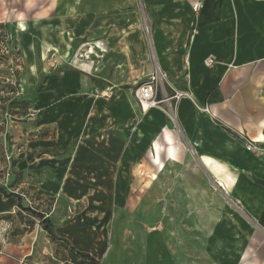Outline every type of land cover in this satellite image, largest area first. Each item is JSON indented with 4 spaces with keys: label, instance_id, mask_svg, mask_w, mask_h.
Wrapping results in <instances>:
<instances>
[{
    "label": "crops",
    "instance_id": "obj_1",
    "mask_svg": "<svg viewBox=\"0 0 264 264\" xmlns=\"http://www.w3.org/2000/svg\"><path fill=\"white\" fill-rule=\"evenodd\" d=\"M193 1L0 0V6H6V11L0 12V26L10 29L14 26L11 22L16 21L19 32H29L33 28L30 23L20 21L19 15L14 16L15 9L10 6L16 3H35L39 9L38 15L28 16V19L38 18L41 21L39 54H36L34 44L27 46L25 53L32 58L26 66L28 86L31 89L27 96H36L35 105L43 108L35 119H29L34 120V126L30 130L24 131L22 123H13L17 129L20 126L21 129L13 135L14 138L10 140L13 144L9 142V149L11 145L16 147L20 142L24 143V150L16 158L17 164L14 167L18 169L19 179L16 185H24L28 176L34 175L30 178L37 182L35 192L39 197L38 201L43 204L48 198L56 201L55 210L47 213L53 221L55 232L78 251L89 253L98 263L96 251L89 247L80 248L74 243L77 233L71 232V226L78 224L83 236L95 234L99 237L100 234L87 227L93 224L92 217L86 214L81 216V220H72L71 216L63 214L65 221L58 227L53 214L65 203L64 189L70 185L83 194L90 191L117 192L115 205L122 213V207L129 199L124 197L125 191H130L137 185L136 167L131 164L136 157L135 151H128L121 159L119 157L112 178L104 177L105 170L98 168L94 174L97 178L92 184L79 179L75 170H70L69 175H64L62 170L50 173L38 170L37 167L40 168L41 165L38 163L40 159H36V153L40 149H66L78 140L84 145L87 138L91 139L98 133L102 127L101 115L106 109L102 108L97 98L101 92L112 89L114 94L121 96L123 92L131 91L154 71L157 61L168 74L164 81L167 92H192L200 105L210 104L215 115L232 126L247 130L253 139L264 142V0H204V7L197 12L193 8ZM139 7L146 11L150 21L151 46L143 35ZM80 18L83 23L81 30ZM81 49L87 52L77 56ZM114 53L124 58L123 63L116 68L112 66ZM152 55H155L156 60ZM210 58L215 60L212 66L207 65ZM88 65L89 69L83 68ZM39 66L42 75L49 76L44 81H40ZM120 71L127 72L122 80L117 75ZM221 96L226 99L225 109L218 105V98ZM106 101L102 103H107L108 109H111L112 103ZM2 103L0 98L1 106ZM169 105L168 102H163L148 114L142 111L139 102L141 118L120 119L114 124L115 120L110 116L111 125L120 131L124 130L122 137L129 139L131 143L135 142L133 146L144 144L145 147L146 141L150 145V128L153 127L159 135L162 133L160 130L163 131L168 121L164 111L170 109ZM6 106L8 112V104ZM4 110L6 108H0V112L3 113ZM195 110L190 100L182 99L179 102L175 122L180 135L165 132L169 140H174V147L165 139L164 149L157 153L151 161L152 165L161 173L162 178L164 172L171 168L169 164L177 167L183 161L191 162L179 143L182 138V143L191 151V158L210 169L213 178L218 177V183L224 185L226 194L233 202L236 200L242 205L251 221L250 226L245 228L243 238L230 215H227L226 224H217L219 232L228 231V240L223 241L218 234L213 235L210 253L219 255L215 264H264V161L246 154V149L235 139V135L225 131L220 126L222 124L213 123L208 116L198 115ZM8 133L11 135V132ZM117 136L118 134L114 135ZM144 147L143 149L146 148ZM178 151L181 160L175 158ZM152 165L146 166V176L152 174ZM229 165L241 167L242 182L248 183L242 193L228 191L226 184L230 181L219 176V170ZM192 172L195 176L196 173ZM69 176L73 177L71 181H63ZM152 180L146 181L147 184L152 183ZM177 180L179 192L180 187L186 185V180L181 176ZM20 195L23 201V193ZM183 198L185 200V194ZM6 199L11 204L17 200L14 197ZM80 199L82 202L90 200L88 194L80 196ZM153 203V198L147 203L150 204V209L147 208L149 219ZM122 216L115 213V216H102L100 219L102 222L105 220L104 223H118L122 222ZM97 231L103 232V227ZM151 237L157 240L158 235L154 233ZM99 240L101 247L107 242L112 246L113 240L106 237ZM156 247L152 243L145 250L150 254L149 259L147 258L149 264H159ZM9 249L11 248L7 245L6 250ZM101 258L100 264H125L122 252L119 253L112 247ZM0 264L23 262L20 258H13L9 250L0 256Z\"/></svg>",
    "mask_w": 264,
    "mask_h": 264
},
{
    "label": "rangeland",
    "instance_id": "obj_2",
    "mask_svg": "<svg viewBox=\"0 0 264 264\" xmlns=\"http://www.w3.org/2000/svg\"><path fill=\"white\" fill-rule=\"evenodd\" d=\"M33 6L35 10L32 9ZM5 7V5H1L0 12L6 11ZM10 7L15 9V17L19 15L20 21H24L27 24L30 23V25H33V28L29 32H19L16 21L11 22L14 26L10 29L4 25L0 28V93H2L1 97H18L20 101L26 100L31 102L27 112L32 113L34 116L11 115L9 109L7 112V102H3V106L0 105L1 109L6 108V111L0 112V185L6 186L10 192L23 193V203L26 207L41 210L49 214L55 210L54 204L56 201L52 198L45 200V204L38 201L39 197L37 198L35 192L37 182L35 179L30 178L34 175H29L22 186L16 185V183L10 185L15 179L17 181L19 179L17 176L18 169L11 167V162L16 160L24 150V143L21 142L16 147L11 145L9 150L10 140L14 138L15 132L21 129V126L17 129L13 123L17 125L22 123L24 131L30 130L34 126V120L29 121V119H35L43 108V106L35 105L36 96H27L31 89L28 86L26 66L30 64L32 58L25 53L27 46L33 44L35 45L37 55L40 51L41 42L39 34L41 21L38 18L28 19V16L38 15L39 9L35 3H16ZM139 9V18L143 25V35L146 38L147 44L151 46L149 32H147V27L150 28V21L148 20L146 11L140 7ZM24 12L27 13V18ZM35 20L40 22H36ZM79 23L81 30L83 24L81 18ZM12 32L15 35L14 39L12 38ZM84 39L87 40L86 37ZM6 46H9L11 49L9 55L3 52ZM86 52L84 49H81L77 56ZM123 60L122 56L114 53L113 68L123 63ZM88 67L89 65L83 68L89 69ZM12 71L16 74L12 73ZM38 72L41 75L40 81H44L45 78L49 77L48 75H42L41 66L38 67ZM126 73V71H120L117 75L122 80L126 76ZM8 79L16 82V85L13 82H8ZM7 85H10L14 92L12 89H3ZM139 86V84L135 85L131 91L123 92L121 96L120 94H114V92L110 97L102 95L103 92L97 95L102 108H106L101 115L102 127L91 139L87 138L86 144L83 145L80 142L81 140H78L66 149L57 151L54 149H40L36 153V159H40L38 163L41 165L40 168L37 167L38 170L41 169L40 171H47L48 173L62 170L64 171V175L65 173L69 175L70 170H75L79 175V179L92 184L95 182L94 179L97 178L94 174L98 168L102 167L105 170L104 177L112 178L113 169L117 166L119 157L121 159L122 156L127 155L128 151H135L136 157L133 163L131 161V164L136 167L137 185L136 188L125 191L126 196L124 195V197L129 199L127 200L128 203L122 207L123 212L120 213L121 211L115 205L117 192L102 191L100 193L90 191L86 193L90 200L85 199L82 202L83 200L80 199V196L86 194L76 191L73 185H70L64 189L65 203L63 202L59 206V209L57 208L54 212V219L58 227H61L65 221L64 216L66 214L71 216L72 220H81L82 215H90L93 224H89L87 227H90L94 233L100 234L99 237H96L95 234L83 236L80 234L78 224L71 226V232L78 235L74 243L81 246L80 248L87 249L89 247L95 250V256L99 258L100 263L102 254L112 247V249L119 253L122 252L125 264H149L150 262L147 261V258L149 259L148 256L150 254L146 253L145 250L153 243L157 246V260L159 264L169 262L170 264H215L216 258L219 255L218 253H210L212 242L214 241L213 235L218 234L223 241L228 240V231L219 232L217 224H226L227 215H230L236 229L243 238L246 233L245 228L246 226H250L251 221H249L242 205L236 200L233 202V199L226 194L227 191L218 185V177L213 178L210 169L201 162L191 158V151L182 143V138L179 139V143L182 144L191 162L183 161L177 167L174 164H169L171 168L164 172L162 178L161 173L158 170L156 171L155 166L152 165L151 161L154 160L157 153L159 154L164 149L165 139L174 147V140H169L165 136L166 133L174 132L173 134L180 135L175 122L177 120L176 109L179 103L172 101L169 105L170 109L164 111L168 121L163 131L160 130L162 132L160 135L153 127L150 128V145L146 141V148L144 144L133 146L135 142L131 143L129 139L126 140L122 137L121 133L124 134V130L120 131L117 127L111 125V118L115 120L114 124L116 120L120 119L141 118L142 111L139 109V101L135 95ZM169 93L159 91L161 99H163L164 94ZM106 100L112 103L111 109H108L107 103H102ZM218 100V105L225 109L226 99H223L221 96ZM205 106L210 107L211 105L206 104ZM194 107L198 115H202V117L208 116L213 123L216 122V125L222 124L233 131L245 132L251 137L247 130H241L232 126L225 119L215 115L211 107V114L214 117L206 115L196 105ZM19 111L21 110L16 109L15 112ZM8 131L11 132V135ZM116 134L118 136L114 137ZM235 137L236 140H239L238 135ZM11 144L13 143L11 142ZM245 153L251 155L247 152ZM9 156L10 158H8ZM164 158V155H162V160ZM175 158H178V160L181 158L179 151L176 152ZM149 165L153 167L152 177L150 174L146 176L145 173L146 166L149 167ZM164 166L166 165L164 164ZM147 171L149 172V168ZM192 171L196 173L195 176H193ZM241 172L240 166L233 165L219 170V176L230 181L226 184L228 191L242 193L243 189L248 187V183L243 184L242 182ZM178 176L186 180V185L180 187L179 192ZM72 179L73 177L69 176V178L62 180L71 181ZM151 179H153V184L150 182L148 185L146 181H151ZM184 194L186 196L185 200H183ZM152 198L154 201V205L152 204L153 212L150 214L149 219L147 208L149 207L150 209V204L148 205L147 203H150ZM14 201L16 202L11 204V201L4 199L0 194V256L5 255L10 250V255L13 258L22 259L23 264H75L70 259L69 250L60 242H52L48 233L42 229L39 221L28 212H21L17 206L18 201ZM84 203H86L85 206H83ZM115 213L123 215L120 218L122 222L104 223L105 220L102 222L100 219L102 216L104 218L109 215L115 216ZM100 227H103V232L99 233L97 229ZM154 233L158 235L157 240L151 237ZM103 237L110 239V241L113 240L111 247L108 242L101 247L102 244L99 238L103 239ZM7 245L11 249L6 250Z\"/></svg>",
    "mask_w": 264,
    "mask_h": 264
},
{
    "label": "built area",
    "instance_id": "obj_3",
    "mask_svg": "<svg viewBox=\"0 0 264 264\" xmlns=\"http://www.w3.org/2000/svg\"><path fill=\"white\" fill-rule=\"evenodd\" d=\"M193 4H194L193 5L194 10L197 12V11H200L204 7L205 3H204V0H194ZM147 32H149V27H147ZM3 52L9 55L11 52V49L9 48V46H6ZM153 58L155 59V55H153ZM214 63H215V60L213 58H210L207 60V65L209 66L214 65ZM12 73H14V71H12ZM167 76H168L167 72L164 69H161L157 61H155L154 71L151 74H149L143 82L139 84L140 86L138 87L135 93L136 98L140 102L143 109H144L145 102L148 103L150 105L149 108L152 109V108L161 106L163 102H168L170 104L172 101H175L179 103L182 99H188L194 105H196V107L200 111H202L206 115L214 117V115L211 114L210 107L205 106V105H200L198 101L195 99L193 93L190 91L179 90L177 92H174L173 95L164 94L163 99L158 100L157 96L159 95V91L160 90L162 92L166 91L164 81L166 80ZM8 82H13V81H10L8 79ZM13 83L14 85H16L15 84L16 82H13ZM102 95L110 97L113 95V90L109 89L106 92H103ZM33 116L34 115L32 113L28 114V117H33ZM231 131L233 130L231 129ZM233 132H235L236 136L238 135V139L240 143L242 144V146H244V148L246 149L248 153L256 156L259 160L264 161V143L263 142L256 141V139H253L245 132H237V131H233ZM8 158H10V156Z\"/></svg>",
    "mask_w": 264,
    "mask_h": 264
},
{
    "label": "trees",
    "instance_id": "obj_4",
    "mask_svg": "<svg viewBox=\"0 0 264 264\" xmlns=\"http://www.w3.org/2000/svg\"><path fill=\"white\" fill-rule=\"evenodd\" d=\"M2 26H0L1 28ZM5 90H8V89H12V87L10 85H7V86H4ZM13 91V89H12ZM14 92V91H13ZM215 92V91H214ZM214 92L212 94H214ZM169 93V92H168ZM170 95H173L174 93H169ZM211 94V96H212ZM0 98H1V101L2 102H7L8 103V106H9V113L11 115H22V116H27L29 113L27 112L30 108V104L31 102L29 101H20L18 100V97H9V98H5V97H1L0 95ZM157 99L158 100H161V95L159 94L157 96ZM17 110H21L19 112H15ZM225 131H229L231 134L235 135V132L231 131V129H227L225 127H223L222 125H220ZM10 150V149H9ZM17 164V161L16 160H13L11 162V167H15ZM17 180L15 179L10 185H13L16 182ZM0 194L4 196V198H11V197H14L17 199L18 201V208L19 210L22 212H28L32 217H34L35 219H37L42 227V229L48 233L49 235V238L52 242H60L62 243L68 250H69V253H70V259L73 263L75 264H100L98 263V261L93 258L89 253L86 254V253H83V252H80L78 251L76 248H74L72 246V244L66 240V239H63L61 237L58 236V234L55 232V227H54V224H53V221L51 219L50 216H48L47 213L43 212V211H40V210H34L33 208L31 207H26L22 201V197L20 194L16 193L15 191H12L10 192L8 190V188L5 186H1L0 185Z\"/></svg>",
    "mask_w": 264,
    "mask_h": 264
},
{
    "label": "bare ground",
    "instance_id": "obj_5",
    "mask_svg": "<svg viewBox=\"0 0 264 264\" xmlns=\"http://www.w3.org/2000/svg\"><path fill=\"white\" fill-rule=\"evenodd\" d=\"M150 107V105L148 104V103H144V109H143V107H142V111L144 112V113H148L149 114V112L151 111V109L149 108ZM156 108V107H155ZM158 108V107H157ZM152 109H154V108H152ZM256 141H258V140H256ZM258 142H260V141H258ZM262 142V141H261ZM264 143V142H263ZM254 159H256V160H258V158H256V157H254ZM219 184V186H221V187H223L224 188V185L223 184H221V183H218Z\"/></svg>",
    "mask_w": 264,
    "mask_h": 264
}]
</instances>
